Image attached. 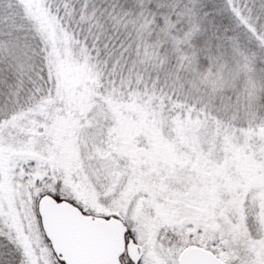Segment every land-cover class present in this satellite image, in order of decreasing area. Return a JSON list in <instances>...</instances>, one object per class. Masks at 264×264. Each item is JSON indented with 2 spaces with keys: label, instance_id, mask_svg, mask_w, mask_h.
Returning <instances> with one entry per match:
<instances>
[{
  "label": "snow or ice",
  "instance_id": "snow-or-ice-1",
  "mask_svg": "<svg viewBox=\"0 0 264 264\" xmlns=\"http://www.w3.org/2000/svg\"><path fill=\"white\" fill-rule=\"evenodd\" d=\"M0 264H264V0H0Z\"/></svg>",
  "mask_w": 264,
  "mask_h": 264
},
{
  "label": "rangeland",
  "instance_id": "rangeland-1",
  "mask_svg": "<svg viewBox=\"0 0 264 264\" xmlns=\"http://www.w3.org/2000/svg\"><path fill=\"white\" fill-rule=\"evenodd\" d=\"M242 164H245L246 162L245 161H241Z\"/></svg>",
  "mask_w": 264,
  "mask_h": 264
}]
</instances>
